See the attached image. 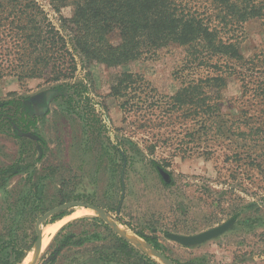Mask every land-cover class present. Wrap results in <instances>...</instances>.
<instances>
[{"label": "rangeland", "instance_id": "rangeland-1", "mask_svg": "<svg viewBox=\"0 0 264 264\" xmlns=\"http://www.w3.org/2000/svg\"><path fill=\"white\" fill-rule=\"evenodd\" d=\"M35 1L57 29L59 17L72 14L69 5L56 12L46 0ZM243 31L240 52L245 61L255 59L221 92L225 116L218 125L229 133L212 139L202 137L199 123L169 120L145 106L134 109L131 102L121 108L124 100L110 94L118 74L132 73L149 83L156 98L174 95L184 57L176 46L115 68L92 62L86 67L89 79L76 57L75 77L90 84V100L79 104L73 101L81 94L57 91L56 83L13 75L0 79V102L19 101L36 119V127L26 131L16 124L15 106H0V237L5 246L30 242L41 215L81 201L102 208L107 217L80 207L66 210L50 222H56L55 230L34 264H85L88 257L96 264H142L148 258L163 264L136 233L156 237L158 252L179 264H264V26L254 19ZM110 42L119 43L116 33ZM92 107L98 122L90 131L76 111L92 121ZM122 175L125 193L117 213ZM61 192L79 199L60 202ZM229 219L234 223L227 232L197 246L183 247L165 236L199 234ZM110 232L126 239L143 261L113 254Z\"/></svg>", "mask_w": 264, "mask_h": 264}, {"label": "trees", "instance_id": "trees-1", "mask_svg": "<svg viewBox=\"0 0 264 264\" xmlns=\"http://www.w3.org/2000/svg\"><path fill=\"white\" fill-rule=\"evenodd\" d=\"M46 1L56 12L65 5L72 7L70 17H59L60 29L48 20L35 0H0V79L13 75L18 80L42 79L56 83L54 89L57 91L69 89L81 94L82 98L73 101L79 104L90 100V84L86 78L78 80L75 77L78 69L76 57L89 79L90 72L86 67L92 62L115 68L137 61L143 55L176 46L184 51V57L182 69L177 71L180 88L174 95L156 98L151 94L155 90L149 83L132 73L118 74L110 87V94L124 100L121 108L131 102L133 108L141 110L145 106L159 111L169 120L199 123L205 139L229 133L224 124L218 125L225 116L221 92L230 77L244 76V72L249 70L245 64L255 59L253 56L245 61L240 44L248 21L261 20L264 26V0ZM61 31L67 35V40ZM114 33L119 38L116 45L110 42ZM72 79L74 81L70 82ZM240 81L244 82L242 78ZM40 97L44 100L45 94H40ZM7 105L15 106L18 114L15 120L19 127L26 131L36 127L35 117L23 111L19 101L0 102V106ZM91 110L92 121L84 119L82 111H76L77 116L90 126V131L98 122L93 107ZM30 136L41 146H46L38 134L30 133ZM118 153L122 161L126 159L123 151ZM151 164L157 171L162 170L159 163L151 161ZM39 194H42V189ZM61 194L60 202L79 199L67 192ZM64 212L52 216L45 223L52 222ZM33 229L32 226V240L17 247L5 246V237H0V264L23 263L36 240ZM110 234L113 254L120 253L128 259L143 261L126 239L113 232ZM136 234L155 251L161 250L156 237ZM147 262L142 264H157L149 258ZM84 263L96 264L97 259L88 257Z\"/></svg>", "mask_w": 264, "mask_h": 264}, {"label": "water", "instance_id": "water-1", "mask_svg": "<svg viewBox=\"0 0 264 264\" xmlns=\"http://www.w3.org/2000/svg\"><path fill=\"white\" fill-rule=\"evenodd\" d=\"M125 166V163H124ZM125 193V187L123 185V175H122V198L120 200V204L117 208V213L120 212V208H121V204L123 202V196ZM84 208V209H89L92 210L94 212H96L97 215H99L100 217H102L103 219H105L107 217V214L105 213V211L102 208H99L97 206L88 204V203H84L81 201H69L63 204H60L56 207H54L53 209L47 211L46 213H44L43 215H41L34 226V231H35V235H36V240L35 243L33 245V252H34V263L35 261L38 259V256L40 254L41 251V247H42V236H43V232H42V225L48 220L50 219L52 216L69 210L71 208ZM234 220L233 219H229L228 221H226L225 223L214 227L212 229L206 230L204 232H201L199 234H195V235H191V236H185V235H180V234H173V233H168L166 234V238L172 242H175L183 247H193V246H197L200 244H203L209 240L215 239L219 236H221L222 234H224L225 232H227L229 230V228L233 225ZM147 248L151 251L152 255L157 258L159 261H161L163 264H174L172 260H170L168 257H166L164 254H162L161 252L155 251L153 248H151L150 246H147ZM31 250V251H32Z\"/></svg>", "mask_w": 264, "mask_h": 264}, {"label": "bare ground", "instance_id": "bare-ground-1", "mask_svg": "<svg viewBox=\"0 0 264 264\" xmlns=\"http://www.w3.org/2000/svg\"><path fill=\"white\" fill-rule=\"evenodd\" d=\"M55 224H50L44 228L42 247L47 244L49 235L53 234V232L55 230ZM129 236L132 237L131 235H129ZM34 260H35L34 254H32V252H31V253H29V255H27V257L25 258V260L23 261L22 264H34Z\"/></svg>", "mask_w": 264, "mask_h": 264}, {"label": "flooded vegetation", "instance_id": "flooded-vegetation-1", "mask_svg": "<svg viewBox=\"0 0 264 264\" xmlns=\"http://www.w3.org/2000/svg\"><path fill=\"white\" fill-rule=\"evenodd\" d=\"M55 223H56V222H55ZM49 224H54V223H49ZM46 225H48V224H46ZM46 225H45V226H46ZM45 226H44V227H45ZM44 227H43V229H44ZM43 229H42V232L44 231ZM42 238H43V236H42Z\"/></svg>", "mask_w": 264, "mask_h": 264}]
</instances>
